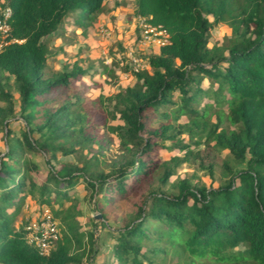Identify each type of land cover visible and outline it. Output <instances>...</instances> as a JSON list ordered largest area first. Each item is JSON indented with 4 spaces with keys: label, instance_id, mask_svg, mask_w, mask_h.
<instances>
[{
    "label": "trees",
    "instance_id": "1",
    "mask_svg": "<svg viewBox=\"0 0 264 264\" xmlns=\"http://www.w3.org/2000/svg\"><path fill=\"white\" fill-rule=\"evenodd\" d=\"M103 3L1 5L11 15L9 42L0 50V127L7 145L0 155V264L83 263L93 231L82 230L78 220L79 183L90 189L104 222L111 214L116 218L120 202L135 199L133 214L108 231L116 264H154L172 243L199 259L264 264V0H136L134 15L164 30L167 42L148 57L150 71H130L132 85L89 99L79 91L89 69L74 64L51 76L43 70L48 38L64 19L73 16L75 24L87 27ZM220 23L231 27V36L209 47ZM101 73L114 76L107 66ZM11 78L24 122L18 131L9 127L16 117ZM98 100L101 106L95 107ZM211 106L218 110L216 122ZM223 117L228 128H220ZM109 133L119 141L121 159L109 171L101 169L96 153L79 162L58 158L94 146L100 153L112 140ZM202 139L228 150L246 168L216 188L185 179L169 185L174 170L160 159L161 150L178 147L188 154ZM32 152L44 155V173L29 157ZM27 196L47 206L60 224V239L47 256L28 243L30 220L16 225Z\"/></svg>",
    "mask_w": 264,
    "mask_h": 264
},
{
    "label": "rangeland",
    "instance_id": "2",
    "mask_svg": "<svg viewBox=\"0 0 264 264\" xmlns=\"http://www.w3.org/2000/svg\"><path fill=\"white\" fill-rule=\"evenodd\" d=\"M4 0H0V11ZM136 0H104L101 12L96 16L92 24L87 27L78 26L73 21V16L64 19L61 28L48 38L50 53L47 64L43 70L45 76L56 75L63 70H70L74 64L84 69H89L88 74L83 77L84 86L79 91L89 99H97L100 95L105 97L113 95L120 89L132 85L135 82L131 70L147 69L150 71L147 59L150 55L158 53L159 47L165 42L166 36L158 30L149 31L138 16L134 15ZM212 20L211 16H208ZM231 36V27L227 23H220L210 33L209 47L222 46L227 37ZM104 66L113 71L114 76L101 73ZM127 67L129 71H124ZM10 79V91L14 97L15 118H11L9 127L18 131V127L24 125L19 119L18 93ZM79 84V82H78ZM207 86V81L203 82ZM101 106L99 100L94 104ZM103 107V106H102ZM101 109V107H100ZM217 108L211 106L209 112L212 122H216ZM221 113H226V108H221ZM180 121H184L182 117ZM119 120H107L106 124H119ZM229 127L228 121L223 117L220 128ZM231 128V127H230ZM5 128L0 127V155L5 153L7 145L3 141ZM110 134V133H109ZM111 141L106 148L97 153L94 146L84 149L77 154L60 155L59 159H67L79 162L91 154L96 153L100 161L101 169L109 171L118 164L120 159L119 141L117 137L110 134ZM187 141L186 135H183ZM166 145H170L166 142ZM192 145V144H191ZM29 157L36 164L39 173L47 170L45 157L42 153H29ZM185 160L177 162L179 159ZM160 159L169 162L173 167L174 174L170 177L169 185H175L179 180L185 179L191 185H204L208 188H216L225 184L232 173L246 168V163L237 162L230 152L219 148L214 142H202L196 147L191 146L190 152L185 154L178 150V147L163 149L160 152ZM173 160V162H172ZM36 177L37 174H36ZM76 195L78 207L81 214L78 220L82 230L93 231V243L90 246L89 254L83 256L82 264H116L112 257L114 239L108 231L120 227L123 219L135 211V199L120 202L116 218L111 214L108 222L102 219H95L98 214L95 209L90 189L85 184H76ZM68 203L65 202V206ZM45 210L50 209L40 205L29 196L24 201L21 213L17 218L16 225L36 219ZM93 218V221L90 219ZM59 232L60 224L58 220ZM163 257L154 259V264H234L219 262L212 256L204 259L195 258L189 255L188 251L178 244L166 245ZM240 249H242L240 247ZM144 264H147L144 262Z\"/></svg>",
    "mask_w": 264,
    "mask_h": 264
},
{
    "label": "built area",
    "instance_id": "3",
    "mask_svg": "<svg viewBox=\"0 0 264 264\" xmlns=\"http://www.w3.org/2000/svg\"><path fill=\"white\" fill-rule=\"evenodd\" d=\"M11 11L9 8H5L0 11V50L9 42L10 37V24L9 18ZM139 19L144 24V28L149 31L158 30L160 34H164L167 39V35L164 30L158 27L148 24L144 18L139 17ZM11 41H18L12 39ZM165 42L162 43V45ZM141 70L135 69L134 71ZM25 229L27 230V240L30 245H32L40 255H49L50 252L56 245V242L60 239V232L58 223L53 219L52 215L48 210H45L36 219H31L25 224Z\"/></svg>",
    "mask_w": 264,
    "mask_h": 264
},
{
    "label": "water",
    "instance_id": "4",
    "mask_svg": "<svg viewBox=\"0 0 264 264\" xmlns=\"http://www.w3.org/2000/svg\"><path fill=\"white\" fill-rule=\"evenodd\" d=\"M95 219H102V217H101V215L100 214H97L95 217H94Z\"/></svg>",
    "mask_w": 264,
    "mask_h": 264
}]
</instances>
